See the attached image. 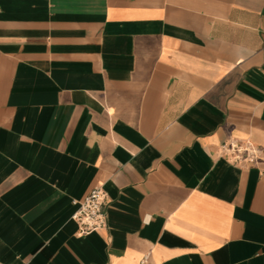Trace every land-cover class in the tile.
<instances>
[{"label": "crops", "instance_id": "1", "mask_svg": "<svg viewBox=\"0 0 264 264\" xmlns=\"http://www.w3.org/2000/svg\"><path fill=\"white\" fill-rule=\"evenodd\" d=\"M146 254L264 264V0H0V264Z\"/></svg>", "mask_w": 264, "mask_h": 264}, {"label": "built area", "instance_id": "2", "mask_svg": "<svg viewBox=\"0 0 264 264\" xmlns=\"http://www.w3.org/2000/svg\"><path fill=\"white\" fill-rule=\"evenodd\" d=\"M238 159V155L236 156ZM76 206L71 219L76 223L80 236L105 229L106 221V193L101 186L93 187L80 201H73ZM139 264H150L148 255H143Z\"/></svg>", "mask_w": 264, "mask_h": 264}]
</instances>
